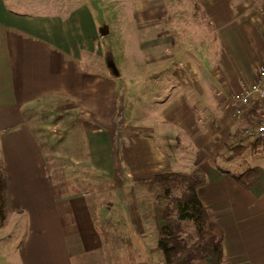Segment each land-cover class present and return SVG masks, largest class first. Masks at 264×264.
<instances>
[{"label":"crops","instance_id":"1","mask_svg":"<svg viewBox=\"0 0 264 264\" xmlns=\"http://www.w3.org/2000/svg\"><path fill=\"white\" fill-rule=\"evenodd\" d=\"M64 2L67 8H58V0H0V164L13 208L0 223V232L7 233H0V242L24 227L16 248L0 245V264H9L6 255L11 247L18 254L17 264H121L117 260L122 261L124 250L115 246L109 238L113 235L100 221L107 219L108 203L115 205V215L125 221L132 237L128 263L165 264L157 246L145 241L134 245L138 236H144L135 229L140 212L135 205L145 200L140 196L142 191L145 195L143 182L195 167L207 177L199 191L202 203L224 231V264H264V197H255L218 170L236 173L224 155L235 140V120L224 114L222 101L215 98L216 76L202 72L203 79L197 78L190 89L182 73L168 72L170 59L181 49L177 45L184 52L187 44L182 37L172 36V28H186L187 22L178 16L198 12L222 48L206 56L220 60L221 87L228 93L241 92L242 82L256 79L264 55V0ZM126 11L129 20L124 17ZM109 21L117 33L131 28L141 35L135 41L137 50L127 57L128 71L138 75L135 81L126 82L112 42L105 41L112 36ZM171 44H176L174 49ZM106 58L114 68L110 77L81 72L80 61L91 67ZM134 62L144 64L145 70L140 72ZM155 76L164 84L154 83ZM209 76L213 83H208ZM78 90L94 92L92 104L84 107L101 126L69 133L56 144L70 146L67 161L74 169L89 163L95 173L111 178L114 199L98 188L97 196L92 195L94 191L70 196L66 190L65 197L57 200L44 151L48 143L30 128L25 114L24 109L40 107L44 100L70 101ZM119 98H125L130 107L125 117L131 121V132L124 151L116 130L122 120L116 113ZM77 99L78 104L65 107L79 110ZM81 117L74 120L87 123ZM255 167L264 168V164ZM149 201L151 211L152 197Z\"/></svg>","mask_w":264,"mask_h":264},{"label":"rangeland","instance_id":"2","mask_svg":"<svg viewBox=\"0 0 264 264\" xmlns=\"http://www.w3.org/2000/svg\"><path fill=\"white\" fill-rule=\"evenodd\" d=\"M53 1V0H52ZM60 2L58 4V8L65 7L67 8L68 4L65 5L63 3L64 0H58ZM77 0H75V3ZM70 3H72V0H70ZM184 15L178 16L177 19L181 21L182 23L187 22V27H180V28H172V36L177 40L178 37H182L183 40H186V43L184 45V52L182 50V45H177V47H180V51L176 52V54L170 59V62L172 64V67L168 70V72L177 71L178 73H182V76L188 83V86L190 89L192 88V85L195 83L197 78L201 77V73H214L216 77L217 87L214 90L216 93L215 98L218 99L217 94L221 91H225L220 84V78L223 77V74L221 71L222 66H220V60H210L207 59L206 56L210 55L212 53L215 55L218 51H221L222 48L217 44L216 36L213 34L211 26L206 22V19L204 16L196 12V15L194 12H185ZM124 17L126 19H130V13L125 12ZM129 22V21H128ZM111 30H112V36L109 39H106L105 41H111L112 42V50L115 56L118 57L117 63L120 70L125 72L127 74L126 76V82H132L137 80L138 75L130 74L129 69V61L127 57L132 56L133 53L137 50L138 45L135 44L136 39L140 40L141 35L138 33L137 30H132L131 28L127 29H120L119 33H117V29L115 28V24L112 21H109ZM196 25V26H194ZM176 44H171V48L174 49ZM187 51L189 53L188 57H183L185 55V52ZM179 62L183 64V66H179ZM85 61H80V70L82 73H85V75H90L94 78H99L102 74L110 77L113 74V64L110 61V58H106L104 61H98L91 63V67L86 66ZM131 64H137V69L142 72L145 70V65L142 63L134 62ZM96 70L99 72L96 73ZM94 72V73H93ZM100 74V75H99ZM99 75V76H96ZM90 76V77H91ZM203 79V76L201 77ZM174 79H171L173 81ZM154 83L163 85L164 83H161L160 76H155ZM161 83V84H160ZM192 83V85H191ZM205 84V81H203ZM208 83H213L211 80V77L209 76ZM248 83V82H247ZM150 84V83H147ZM172 85V84H170ZM215 85V84H214ZM213 87V86H212ZM81 90V89H79ZM76 91L78 94L77 97L79 98L80 108L79 110H75L77 108L71 109L70 106L67 108L65 107L68 104L75 103L78 104V99L75 96L70 101H63L62 99L59 100H44V102H40V107L32 108V110H25V114L28 115V123L30 124V128L34 130L36 135L43 140L45 138L46 142L48 143V146H45L44 151L47 154L48 161H50L52 164H55L56 162L59 163V166L55 169L57 171H61L63 174L66 183H67V194L68 195H81L93 192L92 195L97 196L99 189L98 188H104L103 190L109 194L111 198H115V191L113 188L109 185L110 182H113L111 178L105 177L100 173H95L94 170L90 167L89 163H84L82 169H74L70 166L69 162L67 161V157L69 158L68 154H70V146L64 145L59 146V144L56 142L62 138H64L66 135H69V133H74L78 130L80 132H84V129H91L92 127L95 129L98 126H101L94 117H91L90 113L85 109V104H92V99H94V92L92 91ZM40 93H43V91H40ZM125 97L128 93L121 92ZM120 94V95H121ZM73 95V94H71ZM120 101H118V106L116 109V113L118 117L122 116V120L117 123L116 130L117 133L120 134L123 138L121 147L123 148L127 143V136H129L130 128V119L125 117V114L129 115L130 107H128L129 102L123 99L121 101V98H119ZM72 105V104H71ZM223 105V112L224 114H229L232 117V114L230 111H228L222 102ZM35 106V105H34ZM153 105L152 107H154ZM226 111V112H225ZM79 115H82L79 116ZM73 116V118H70ZM76 117H81L82 120H86L87 123H80L76 122L74 120L78 119ZM71 119V120H70ZM235 120V130L234 135H238L241 133L243 126L242 121L239 122V119L233 118ZM244 119V118H243ZM242 119V120H243ZM69 122V123H68ZM92 126V127H91ZM79 132V131H78ZM125 138V139H124ZM241 140V137H239ZM118 145L117 143H115ZM124 145V146H123ZM246 145V146H245ZM251 144H243L242 146H245L244 154L241 157H234L233 149L234 142L231 143V145L227 148L228 152L224 155H227V161L231 162V169L232 171H235L237 174L243 173L245 170L251 167H255L258 165V163H263L264 160V144H259L255 150H252L250 147ZM116 149H118L117 146H115ZM56 148V149H55ZM0 149H1V142H0ZM119 150V149H118ZM124 151V148L123 150ZM61 155L63 159L57 157L56 155ZM66 154V155H65ZM121 152H117L116 155H120ZM120 165V163H118ZM122 164V160H121ZM121 166V165H120ZM190 167V166H189ZM122 169V167H121ZM79 171V172H75ZM60 177V176H59ZM115 183L113 182V185ZM112 185V186H113ZM146 188V187H145ZM85 196V195H84ZM81 196V197H84ZM141 198H145L142 203H137L135 205L136 208L140 209V212H137L138 214L135 216V229H137L140 233H142L144 236H138V241L134 242V245H139L143 241H145L148 244L157 246V240H158V233L156 231L155 222L153 220V207L151 211H148L151 209L149 198L152 197L151 194L147 192V189H145V195L143 194V191L140 193ZM149 197V198H148ZM107 206V219H101L100 221L103 223V227L108 232L109 238L113 239V242L115 246H117L120 249H123L122 253V261L117 260L121 264H129L128 258L130 256V249H132V237L130 236V232L128 231L127 226L125 225V221H122L117 218V215H115L116 211H114V204L108 203ZM143 216V218H142ZM10 224V228H11ZM63 225L64 228L66 227L65 220L63 219ZM6 228V226H5ZM21 229L24 234V227L21 226ZM111 231L114 232V234H111ZM21 232H17L14 229L10 233V237L6 238L5 240L0 242V245H7L9 248L12 245V247L16 248L18 245H15L19 241V234L21 235ZM3 234H7L6 232H0ZM144 243V242H143ZM12 247L9 251L7 256V261L9 264H17L18 261V254L15 252H12ZM118 255V253H117ZM118 259V258H117ZM6 260V259H5Z\"/></svg>","mask_w":264,"mask_h":264},{"label":"trees","instance_id":"3","mask_svg":"<svg viewBox=\"0 0 264 264\" xmlns=\"http://www.w3.org/2000/svg\"><path fill=\"white\" fill-rule=\"evenodd\" d=\"M259 144H264V139L251 143L250 147L255 150ZM245 148L235 147L234 157H241ZM58 166L59 163L48 161L54 194L61 200L67 183L61 171L55 169ZM218 170L255 197H264L263 167L248 168L241 174ZM206 182L205 173L195 167L191 172L161 174L142 183L152 195L157 249L165 264H224V231L199 195ZM12 210L6 173L0 164V223L6 221Z\"/></svg>","mask_w":264,"mask_h":264},{"label":"built area","instance_id":"4","mask_svg":"<svg viewBox=\"0 0 264 264\" xmlns=\"http://www.w3.org/2000/svg\"><path fill=\"white\" fill-rule=\"evenodd\" d=\"M217 96L232 117L244 125L241 133L235 135L234 147L264 139V55L252 83L242 82L239 93L221 91Z\"/></svg>","mask_w":264,"mask_h":264}]
</instances>
